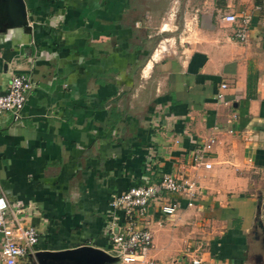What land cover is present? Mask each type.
<instances>
[{"label": "crops", "instance_id": "crops-1", "mask_svg": "<svg viewBox=\"0 0 264 264\" xmlns=\"http://www.w3.org/2000/svg\"><path fill=\"white\" fill-rule=\"evenodd\" d=\"M143 1L23 0L26 25L0 24V90L14 74L33 81L18 117L0 112V193L28 207L35 251L107 250L113 195L186 177L191 205L168 194L149 209L156 264H264V0H183L177 45L150 33L161 5ZM210 136V168L192 167Z\"/></svg>", "mask_w": 264, "mask_h": 264}, {"label": "built area", "instance_id": "built-area-1", "mask_svg": "<svg viewBox=\"0 0 264 264\" xmlns=\"http://www.w3.org/2000/svg\"><path fill=\"white\" fill-rule=\"evenodd\" d=\"M237 19L232 13L222 15V20L233 23ZM240 25L235 29L234 37L238 41L246 38V27L249 16L243 14ZM225 83L219 85L224 88ZM33 87V81L26 74L11 75L4 90H0V112L11 111L15 117L20 115L25 101V95ZM215 99L223 104L227 102L222 94L217 92ZM215 142L210 136L197 144L193 150L192 167L210 168V163L203 160V152ZM196 184L186 177L176 178L162 174L157 181H148L144 185L132 186L119 194L113 195L108 201L107 220L104 234L108 243L107 253L113 252L120 264H156L149 253L151 232L148 227L147 215L155 201H161L168 194L181 195L187 199L186 205H191ZM158 202V203H159ZM175 203L161 204L158 211L169 215L174 210ZM29 209L20 201L8 202L0 193V264H20L24 256L32 255L39 239V232L29 222ZM189 252V249H186ZM197 264V259H191Z\"/></svg>", "mask_w": 264, "mask_h": 264}, {"label": "water", "instance_id": "water-1", "mask_svg": "<svg viewBox=\"0 0 264 264\" xmlns=\"http://www.w3.org/2000/svg\"><path fill=\"white\" fill-rule=\"evenodd\" d=\"M0 19L5 25H26L23 0H0ZM258 201L256 209L259 211ZM261 226V224H259ZM33 264H106L116 260L105 250L91 245H79L61 250H36Z\"/></svg>", "mask_w": 264, "mask_h": 264}, {"label": "rangeland", "instance_id": "rangeland-1", "mask_svg": "<svg viewBox=\"0 0 264 264\" xmlns=\"http://www.w3.org/2000/svg\"><path fill=\"white\" fill-rule=\"evenodd\" d=\"M155 1H160V10H157L155 12V16H156V20H152L149 23H147V28L150 31V33H154L157 32L160 28V26L162 27L163 31H167L165 33L159 34L160 36L163 37H168V38H173L174 36H176V44L178 42V39L180 37H183L189 30L186 29V23L187 25H189L188 21H190V13L192 12V9L190 7V1H184V5H182V1L183 0H155ZM143 3L148 6V8L150 10H156L157 8H159L158 3L154 2L153 0H144ZM151 12V11H149ZM152 14V17H155ZM153 19V18H152ZM166 24V25H163ZM163 42V41H161ZM161 42L159 45H161ZM170 43H172V41H169ZM153 46V48H155V44L156 43H151ZM158 45V49H160ZM172 45H174L172 43ZM157 49V50H158ZM156 50V52H157ZM159 201H155V203H158ZM149 215V214H148ZM148 215L146 218H148ZM148 220V219H147ZM148 227H149V222H148ZM150 232H151V244H152V240L154 239V234H153V239H152V231L151 228H149ZM111 256L115 257L116 260L110 263H106V264H120L118 258L115 256V254L113 252L110 253ZM29 259V263H32V258L28 257V256H24L22 258V260L20 261V263L22 261H25L27 263V259Z\"/></svg>", "mask_w": 264, "mask_h": 264}, {"label": "bare ground", "instance_id": "bare-ground-1", "mask_svg": "<svg viewBox=\"0 0 264 264\" xmlns=\"http://www.w3.org/2000/svg\"><path fill=\"white\" fill-rule=\"evenodd\" d=\"M161 48H164V42H161V45H159ZM156 53V52H155Z\"/></svg>", "mask_w": 264, "mask_h": 264}]
</instances>
